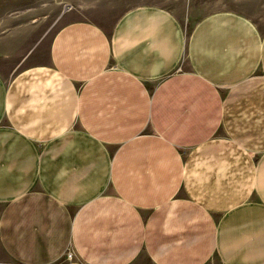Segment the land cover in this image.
Listing matches in <instances>:
<instances>
[{
  "label": "crops",
  "instance_id": "obj_1",
  "mask_svg": "<svg viewBox=\"0 0 264 264\" xmlns=\"http://www.w3.org/2000/svg\"><path fill=\"white\" fill-rule=\"evenodd\" d=\"M33 52L0 53V264H264V23L142 3Z\"/></svg>",
  "mask_w": 264,
  "mask_h": 264
},
{
  "label": "rangeland",
  "instance_id": "obj_2",
  "mask_svg": "<svg viewBox=\"0 0 264 264\" xmlns=\"http://www.w3.org/2000/svg\"><path fill=\"white\" fill-rule=\"evenodd\" d=\"M142 3L179 13L187 32L202 16L218 10L237 11L264 23V0H0V53L21 57L34 47L32 58L43 60L52 33L64 21L87 18L110 29L123 12ZM70 261L67 252L55 264Z\"/></svg>",
  "mask_w": 264,
  "mask_h": 264
},
{
  "label": "water",
  "instance_id": "obj_3",
  "mask_svg": "<svg viewBox=\"0 0 264 264\" xmlns=\"http://www.w3.org/2000/svg\"><path fill=\"white\" fill-rule=\"evenodd\" d=\"M66 10V8H64L62 11H61V13L60 14H62L64 11Z\"/></svg>",
  "mask_w": 264,
  "mask_h": 264
},
{
  "label": "built area",
  "instance_id": "obj_4",
  "mask_svg": "<svg viewBox=\"0 0 264 264\" xmlns=\"http://www.w3.org/2000/svg\"><path fill=\"white\" fill-rule=\"evenodd\" d=\"M67 264H69V263H67Z\"/></svg>",
  "mask_w": 264,
  "mask_h": 264
}]
</instances>
